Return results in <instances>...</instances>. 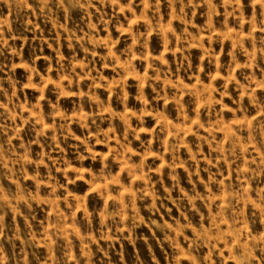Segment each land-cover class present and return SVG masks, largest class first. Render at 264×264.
<instances>
[{
	"label": "rangeland",
	"instance_id": "374dc122",
	"mask_svg": "<svg viewBox=\"0 0 264 264\" xmlns=\"http://www.w3.org/2000/svg\"><path fill=\"white\" fill-rule=\"evenodd\" d=\"M0 264H264V0H0Z\"/></svg>",
	"mask_w": 264,
	"mask_h": 264
}]
</instances>
